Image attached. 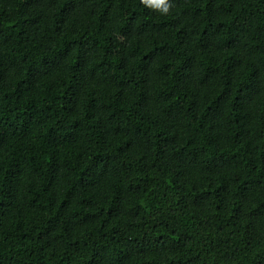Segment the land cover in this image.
<instances>
[{
  "label": "trees",
  "instance_id": "1",
  "mask_svg": "<svg viewBox=\"0 0 264 264\" xmlns=\"http://www.w3.org/2000/svg\"><path fill=\"white\" fill-rule=\"evenodd\" d=\"M0 0V264H264V0Z\"/></svg>",
  "mask_w": 264,
  "mask_h": 264
},
{
  "label": "clouds",
  "instance_id": "2",
  "mask_svg": "<svg viewBox=\"0 0 264 264\" xmlns=\"http://www.w3.org/2000/svg\"><path fill=\"white\" fill-rule=\"evenodd\" d=\"M141 3L162 15L167 14L170 7L169 0H141Z\"/></svg>",
  "mask_w": 264,
  "mask_h": 264
}]
</instances>
